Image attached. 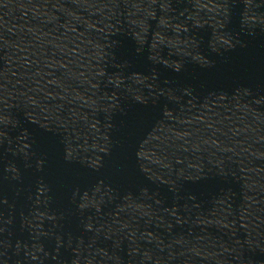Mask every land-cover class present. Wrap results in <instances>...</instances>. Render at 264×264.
Returning <instances> with one entry per match:
<instances>
[{
  "label": "water",
  "instance_id": "95a60500",
  "mask_svg": "<svg viewBox=\"0 0 264 264\" xmlns=\"http://www.w3.org/2000/svg\"><path fill=\"white\" fill-rule=\"evenodd\" d=\"M0 264H264V0H0Z\"/></svg>",
  "mask_w": 264,
  "mask_h": 264
}]
</instances>
